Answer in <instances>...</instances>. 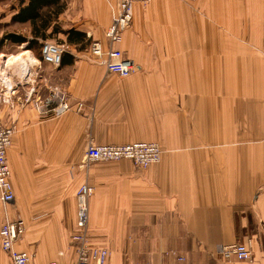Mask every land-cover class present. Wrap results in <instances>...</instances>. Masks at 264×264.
<instances>
[{"label":"crops","instance_id":"crops-1","mask_svg":"<svg viewBox=\"0 0 264 264\" xmlns=\"http://www.w3.org/2000/svg\"><path fill=\"white\" fill-rule=\"evenodd\" d=\"M79 1L75 18L64 8L38 31L85 34L88 44L65 42L53 66L40 55L49 37L28 47L34 29L13 19L27 0H0V38L26 39H3L0 54L34 60L15 107L0 102V118L15 127L6 152L14 200L0 202V226L20 217L25 228L14 248L37 264H73L75 193L86 183L89 236L109 251L105 264H264V0H134L132 22L112 45L139 66L127 77L88 55L92 40L108 46L115 0ZM32 87V98L57 93L71 109L54 117L20 106ZM89 141L156 142L162 152L146 169L129 160L82 166ZM232 242L251 258L213 254Z\"/></svg>","mask_w":264,"mask_h":264},{"label":"built area","instance_id":"built-area-1","mask_svg":"<svg viewBox=\"0 0 264 264\" xmlns=\"http://www.w3.org/2000/svg\"><path fill=\"white\" fill-rule=\"evenodd\" d=\"M150 0H142L147 5ZM134 0H115V10L111 14L109 25L104 30V37L108 42L107 47H103L98 40L89 43L88 55L97 64L104 67L107 73H113L121 77H127L138 71L139 66L131 59L125 57L124 53L112 45L117 42L122 33L130 26L133 16ZM66 50L65 44H55L50 41H43L40 46L41 60L53 66H58L62 54ZM0 102L15 107L13 97L17 93L18 87L23 82H28L31 77L32 64L24 62L20 66L10 65L9 56L0 54ZM34 88H30L22 101H18L20 106L30 104L37 109L40 114H50L58 117L71 109L69 103L63 95L51 94L46 98H32L31 93ZM57 99V104L52 105L53 99ZM82 106L78 103L76 109ZM15 127L12 122L6 123L0 118V202L4 205L14 200V194L9 181V168L7 164L6 152L11 144ZM161 148L156 142H133L120 145L94 144L89 141L84 147L83 160L81 165L87 166L92 162H114L119 160H129L139 169H146L151 164L157 163L160 159ZM93 193L92 186L83 183L75 193L76 219L75 231L69 235V242L73 245L75 252V262L73 264H105L109 251L91 242L88 229V199ZM24 221L20 217H5L0 226V247L7 254V264H37L34 254L20 251L14 248V243L19 240L24 233ZM174 254V252H172ZM214 255H220L225 259L235 258L244 261L251 258V249L241 242L228 244H218L213 250ZM175 255V254H174ZM178 261H183L181 255H175ZM44 264H58L51 260Z\"/></svg>","mask_w":264,"mask_h":264},{"label":"trees","instance_id":"trees-1","mask_svg":"<svg viewBox=\"0 0 264 264\" xmlns=\"http://www.w3.org/2000/svg\"><path fill=\"white\" fill-rule=\"evenodd\" d=\"M23 1L24 0H21V2ZM64 8L65 3L63 0H27V5L20 8L13 19L18 23H29L34 29V35L27 41L28 47H32L37 44L36 38L46 39L47 37H51V35L57 33L64 35L65 42L68 44H80L78 46L79 49H82L86 44H88V41L84 40L85 34L73 28L60 29L59 26H54L48 35L38 32L39 29H46L51 18L58 17V14L62 12ZM3 39H8L13 43L19 44L26 41L24 37L15 34L4 35L0 38V44ZM62 59L63 58L61 57V61Z\"/></svg>","mask_w":264,"mask_h":264},{"label":"rangeland","instance_id":"rangeland-1","mask_svg":"<svg viewBox=\"0 0 264 264\" xmlns=\"http://www.w3.org/2000/svg\"><path fill=\"white\" fill-rule=\"evenodd\" d=\"M63 1L65 3V11H67V13H66L67 17L69 19L75 18L76 13H79V10L76 8V7H78L76 4L77 0H63ZM79 2H81V4L84 5L86 0H80ZM63 28H67V26H63ZM47 41H50V42L55 43V44H65V37L61 34H56L54 36L52 35L51 37H49L47 39ZM15 56L17 57V55H15ZM15 56H13L11 59H9V61L10 62L13 61ZM0 58H3V57L0 56ZM19 58L23 61L24 59L31 58V56L30 55H27L26 57L20 56ZM0 67H1V64H0ZM136 72H134V73H136Z\"/></svg>","mask_w":264,"mask_h":264},{"label":"bare ground","instance_id":"bare-ground-1","mask_svg":"<svg viewBox=\"0 0 264 264\" xmlns=\"http://www.w3.org/2000/svg\"><path fill=\"white\" fill-rule=\"evenodd\" d=\"M27 56V55H26ZM26 56H24V57H26ZM13 56H9V59H11ZM18 58V59H17ZM28 60H30V62H33L34 60H33V58L31 57V58H29V59H24L23 61L19 58V56H15L14 57V59H13V61H11L10 62V65H16V66H20V65H22V63H24V61H27V62H29ZM33 60V61H32ZM2 67V66H1ZM1 67H0V69H1Z\"/></svg>","mask_w":264,"mask_h":264}]
</instances>
